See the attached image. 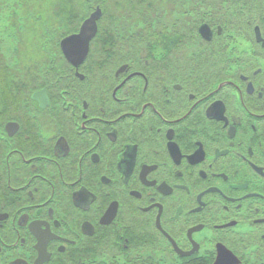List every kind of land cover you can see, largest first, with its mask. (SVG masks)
Masks as SVG:
<instances>
[{"label":"flooded vegetation","instance_id":"1","mask_svg":"<svg viewBox=\"0 0 264 264\" xmlns=\"http://www.w3.org/2000/svg\"><path fill=\"white\" fill-rule=\"evenodd\" d=\"M222 1L0 12V264H264V10Z\"/></svg>","mask_w":264,"mask_h":264},{"label":"water","instance_id":"2","mask_svg":"<svg viewBox=\"0 0 264 264\" xmlns=\"http://www.w3.org/2000/svg\"><path fill=\"white\" fill-rule=\"evenodd\" d=\"M101 15V8L97 7L95 12L84 21L79 33L69 35L62 39L61 47L68 59H74L77 57L74 56L76 54H79L78 57L80 61L84 59L87 54L90 41L94 38L98 31L97 20L100 19ZM205 28L206 30L208 29L207 26H204L201 31L203 32L204 36L208 38L209 34L205 33ZM214 264H222V255Z\"/></svg>","mask_w":264,"mask_h":264},{"label":"trees","instance_id":"3","mask_svg":"<svg viewBox=\"0 0 264 264\" xmlns=\"http://www.w3.org/2000/svg\"><path fill=\"white\" fill-rule=\"evenodd\" d=\"M85 3H94V4H99V6H105V0H84ZM128 2L126 3H129V0H127ZM122 2V0H121ZM224 3H230L231 5H240V4H244V5H257V7H259V10H264V0H224L222 1L220 4H224ZM121 4V3H120ZM60 6L62 8V10L64 11H74L76 8H75V4L72 0H61L60 2ZM79 9V8H78ZM119 9H120V6H119ZM238 8H236L237 10ZM66 20H72L73 18L72 17H66L65 18ZM147 262L146 261H143V264H146ZM184 264H201V262L195 260V259H192V260H189V261H186Z\"/></svg>","mask_w":264,"mask_h":264},{"label":"rangeland","instance_id":"4","mask_svg":"<svg viewBox=\"0 0 264 264\" xmlns=\"http://www.w3.org/2000/svg\"><path fill=\"white\" fill-rule=\"evenodd\" d=\"M16 4L15 0H0V12L1 11H13L16 10V8H13V5ZM17 7V6H16ZM42 9V8H40ZM43 10V9H42ZM1 20V19H0ZM2 32V36L9 41H11V36L15 35L14 30L12 28L10 29V25L4 28V25L0 22V33ZM6 39V40H7Z\"/></svg>","mask_w":264,"mask_h":264},{"label":"bare ground","instance_id":"5","mask_svg":"<svg viewBox=\"0 0 264 264\" xmlns=\"http://www.w3.org/2000/svg\"><path fill=\"white\" fill-rule=\"evenodd\" d=\"M73 2L75 1V0H72ZM78 2H81V1H83V0H77ZM75 4V3H74ZM98 6H96L95 7V10H96V8H97ZM101 8V7H100ZM95 10H94V12H95ZM103 12H104V10L101 8V13H102V15H103ZM102 15H101V17H102ZM100 17V18H101ZM99 20V19H98ZM98 20H97V24H98Z\"/></svg>","mask_w":264,"mask_h":264}]
</instances>
